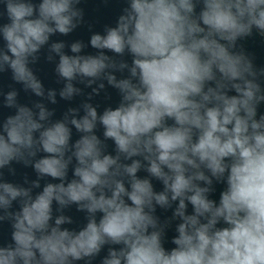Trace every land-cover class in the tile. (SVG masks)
Listing matches in <instances>:
<instances>
[{
    "label": "clouds",
    "instance_id": "clouds-1",
    "mask_svg": "<svg viewBox=\"0 0 264 264\" xmlns=\"http://www.w3.org/2000/svg\"><path fill=\"white\" fill-rule=\"evenodd\" d=\"M125 2L115 26L67 44L51 38L86 23L81 0H0V74L40 98L29 107L0 89L15 110L0 120V170L36 173L25 187L0 171V223L12 229L0 264H92L105 247L100 264H264V66L238 46L264 39V0ZM45 47L58 92L30 67ZM106 84L120 100L100 112ZM57 95L85 98L53 120L45 101ZM45 178L57 182L34 195ZM72 205L86 213L78 231L63 227Z\"/></svg>",
    "mask_w": 264,
    "mask_h": 264
}]
</instances>
